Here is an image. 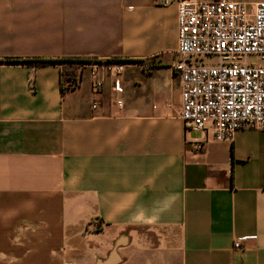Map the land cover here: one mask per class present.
Segmentation results:
<instances>
[{
	"label": "crops",
	"instance_id": "obj_1",
	"mask_svg": "<svg viewBox=\"0 0 264 264\" xmlns=\"http://www.w3.org/2000/svg\"><path fill=\"white\" fill-rule=\"evenodd\" d=\"M177 2L0 0V60L125 63L0 62V264H264V128L185 127Z\"/></svg>",
	"mask_w": 264,
	"mask_h": 264
},
{
	"label": "built area",
	"instance_id": "obj_2",
	"mask_svg": "<svg viewBox=\"0 0 264 264\" xmlns=\"http://www.w3.org/2000/svg\"><path fill=\"white\" fill-rule=\"evenodd\" d=\"M176 53L179 116L187 129H210L213 139L231 140L242 126L264 128V63L247 59L264 62V1L250 10L234 0H178ZM124 67L123 61L92 59V91L102 90L105 71L119 74ZM192 144L197 151L204 148L202 140ZM234 248L242 249V242Z\"/></svg>",
	"mask_w": 264,
	"mask_h": 264
},
{
	"label": "trees",
	"instance_id": "obj_3",
	"mask_svg": "<svg viewBox=\"0 0 264 264\" xmlns=\"http://www.w3.org/2000/svg\"><path fill=\"white\" fill-rule=\"evenodd\" d=\"M92 61V58H71L63 57L59 59L53 58H34V59H19V58H6L0 62L24 63L29 62L33 64H47V63H60V87L63 91L75 87V79L79 73L81 65ZM123 61L120 59L106 60L105 62ZM77 85V84H76Z\"/></svg>",
	"mask_w": 264,
	"mask_h": 264
},
{
	"label": "rangeland",
	"instance_id": "obj_4",
	"mask_svg": "<svg viewBox=\"0 0 264 264\" xmlns=\"http://www.w3.org/2000/svg\"><path fill=\"white\" fill-rule=\"evenodd\" d=\"M247 59H248V61H252V62H255V63H259V64L262 63V61L257 56H250Z\"/></svg>",
	"mask_w": 264,
	"mask_h": 264
}]
</instances>
